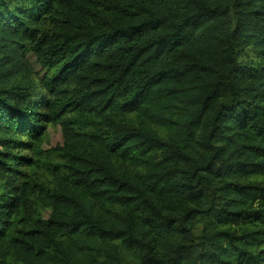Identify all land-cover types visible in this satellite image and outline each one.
Here are the masks:
<instances>
[{"label":"trees","instance_id":"1","mask_svg":"<svg viewBox=\"0 0 264 264\" xmlns=\"http://www.w3.org/2000/svg\"><path fill=\"white\" fill-rule=\"evenodd\" d=\"M258 176L264 0H0V264H264Z\"/></svg>","mask_w":264,"mask_h":264},{"label":"rangeland","instance_id":"2","mask_svg":"<svg viewBox=\"0 0 264 264\" xmlns=\"http://www.w3.org/2000/svg\"><path fill=\"white\" fill-rule=\"evenodd\" d=\"M30 62L35 70H40V66L36 60L34 54H28ZM48 131L46 137L44 139V143L38 149V152L35 153L36 164L29 168V172L36 181L44 186L51 187L53 186V174L51 167L52 165L59 162L60 158L56 151H53L58 145L62 144L63 137L61 129L57 126H53L52 124L48 125ZM26 154H31L29 151L24 152ZM256 179L260 180L263 179V176H258ZM34 204L36 205L37 209V217L41 220L46 221L50 214L51 209L45 208L40 204L37 199V196L34 197ZM38 203V204H36ZM135 259L133 256L127 253H120V263L117 261L118 264H134Z\"/></svg>","mask_w":264,"mask_h":264}]
</instances>
